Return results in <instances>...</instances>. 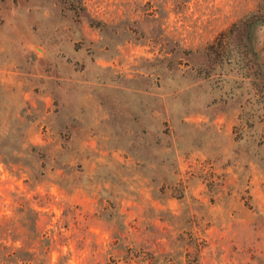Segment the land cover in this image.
Segmentation results:
<instances>
[{
	"label": "rangeland",
	"instance_id": "obj_1",
	"mask_svg": "<svg viewBox=\"0 0 264 264\" xmlns=\"http://www.w3.org/2000/svg\"><path fill=\"white\" fill-rule=\"evenodd\" d=\"M264 0H0V264H264Z\"/></svg>",
	"mask_w": 264,
	"mask_h": 264
},
{
	"label": "trees",
	"instance_id": "obj_2",
	"mask_svg": "<svg viewBox=\"0 0 264 264\" xmlns=\"http://www.w3.org/2000/svg\"><path fill=\"white\" fill-rule=\"evenodd\" d=\"M253 16H255V20L258 21V19H260V22L264 23V11H259Z\"/></svg>",
	"mask_w": 264,
	"mask_h": 264
}]
</instances>
